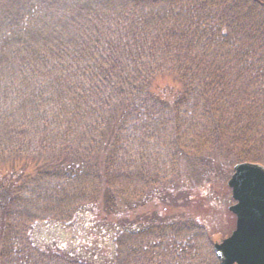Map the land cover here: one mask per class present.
<instances>
[{"label":"trees","instance_id":"obj_1","mask_svg":"<svg viewBox=\"0 0 264 264\" xmlns=\"http://www.w3.org/2000/svg\"><path fill=\"white\" fill-rule=\"evenodd\" d=\"M212 149L264 166V0H0V160L41 163L0 178V219L32 180V202L46 195L45 218L63 224L165 198L128 226L107 219L103 258L30 248L2 220L1 264H219L168 213L179 196L165 187Z\"/></svg>","mask_w":264,"mask_h":264},{"label":"rangeland","instance_id":"obj_2","mask_svg":"<svg viewBox=\"0 0 264 264\" xmlns=\"http://www.w3.org/2000/svg\"><path fill=\"white\" fill-rule=\"evenodd\" d=\"M52 18L53 16L49 15V11L45 13L46 23H48V19L51 20ZM155 82L162 86L167 84H172L174 86L178 85L173 80V76L159 77ZM150 145L153 144L150 143ZM201 157H204V161L208 158L206 162V165L208 164L209 166L208 168L203 164L204 161H201V166L200 164L195 166L183 164L182 167H180L181 170L178 175L181 186H165L168 191H173V189H175L176 192L173 195L179 196V198L174 197L173 204H175L173 208L170 210L168 209V213L173 215L177 213V216H179L181 220L178 219L182 221L178 223L181 226L184 224L190 225L197 229V232L199 231L198 229L202 230L203 237L201 240L202 242L204 240L206 244V249L202 247L204 248L203 252L206 253L203 254V256L207 259L210 258L209 260L212 258L214 261V259L218 260V258L215 252H213L214 250L211 249L213 248V242L228 235L235 226V215L228 209V205L233 203L234 199L231 197V190L227 185V179L232 171V164L234 162L231 161L230 154L223 156L220 151L215 149L209 150V152L201 151ZM36 163H38L36 166L38 169V166L41 165L40 159L38 162H34L30 161V157L25 158L17 155L12 157V155H5L3 159L0 160V178L8 180L10 178H18L25 175L34 176L37 172V170L34 169ZM167 163L172 165V162L168 159L166 165L170 166ZM22 165L26 166L21 167ZM3 175H5V177H3ZM37 184V181L32 180L29 186L24 185L17 189L20 197L16 199V203L13 201L6 217L0 219V222L2 220L5 221V228H9L4 232L5 236L7 233H9L7 235L8 237L17 234V237H20L25 242L28 240L30 244L28 242L27 244L30 248L36 246H50L52 248L65 247L82 256H91L97 253L96 255L103 258L111 255L113 251V235L108 227L110 225L108 221H113L111 223H115L116 221L120 222L121 225L124 223L128 226L132 221L151 216L155 208L153 204H155L156 207H162L164 205L163 199H165L162 197L160 198V194H154V198H152L153 202L151 200L145 204L141 201L143 205H140L139 198L135 195H129L127 203L125 205L121 204V216L113 213L110 215L107 214L106 220H103V214L106 215V213L102 208H96L98 209L95 211L96 216H91V220L86 219L84 216L75 218L72 223L65 222V224H63L62 222L51 221L49 218H45L51 215L48 213L51 211L48 206L51 207V205L47 204L48 206H46L44 204L46 203L44 202L47 197L46 195L40 197V200L37 199L35 202H32L33 199L31 195L36 192V189H31V187H37ZM178 189H181V193L177 191ZM167 193L168 192L165 194ZM53 202L52 207L54 208L57 201ZM42 203L44 206L43 215L41 214ZM130 203L131 207L135 206L131 210H129L131 208L129 207ZM157 210L159 213H164L163 210L161 211V208H157ZM32 211L36 212L39 216L37 219L33 218L32 220H28L29 215L26 216L25 214H29ZM99 211L103 212V214ZM103 223L106 224L101 225ZM31 225L32 227L30 230ZM134 226L139 225L136 223ZM204 263L209 264V262L203 261L201 258V264Z\"/></svg>","mask_w":264,"mask_h":264},{"label":"water","instance_id":"obj_3","mask_svg":"<svg viewBox=\"0 0 264 264\" xmlns=\"http://www.w3.org/2000/svg\"><path fill=\"white\" fill-rule=\"evenodd\" d=\"M227 184L236 219L231 233L214 243L220 264H264V167L237 162Z\"/></svg>","mask_w":264,"mask_h":264}]
</instances>
